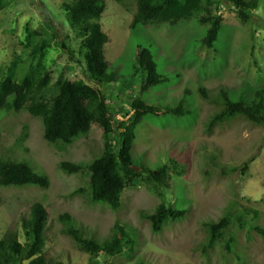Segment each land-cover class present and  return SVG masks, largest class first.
<instances>
[{
	"label": "rangeland",
	"instance_id": "rangeland-1",
	"mask_svg": "<svg viewBox=\"0 0 264 264\" xmlns=\"http://www.w3.org/2000/svg\"><path fill=\"white\" fill-rule=\"evenodd\" d=\"M3 1L1 70L16 63L15 78L20 81L26 74L35 72L36 76L37 71L45 69L51 78L44 89L46 98L55 94L58 83L65 79L91 82L81 54L82 37L71 27L63 7L73 0ZM105 2L99 22L109 37L105 57L116 82L104 88L116 105V119H127L120 108L129 109L127 103L136 97L163 108H174L183 101L190 109L180 116L163 111L146 114L136 130L131 156L137 170L142 165L153 169L168 165V185L162 187L139 178L127 185L119 208L92 203L90 174H66L59 163L89 161L99 154L102 128L92 123L88 138L67 147L56 146L44 140L39 117L25 110L10 113L14 102V96H10L0 111V158L26 162L47 174L50 186L0 187V238L16 232L24 242L21 219L30 217L31 205L39 202L50 213L44 252L65 264H138L140 259L147 264H264V236L253 228L257 223L264 227V126L235 116L228 127H217L208 135L206 121L221 104L205 100L199 93L200 86L212 94L224 86L232 99L250 98L253 89L264 87V0L246 22L241 21L230 0H202L204 5L212 2V9L222 17L215 48L203 44L207 24L198 23L196 18L176 26L163 23L131 29L136 0ZM42 41H48L49 47L38 65L40 53L33 57L31 52ZM143 48L151 51L165 80L142 93L147 72L140 68L138 52ZM42 75L44 72L37 76ZM25 126L29 133L26 140L20 138L21 133H27ZM245 163L249 165L245 167ZM81 187L84 191L75 193ZM159 204L187 209V214L166 221L162 231L155 233L140 210L153 212ZM250 209H259L260 215L255 216ZM64 212L99 242L121 223L136 242L135 253L125 248L122 254L92 258L62 232L64 224L59 215ZM226 216H230L229 229L213 249L204 252L207 224ZM232 233L238 255L226 250Z\"/></svg>",
	"mask_w": 264,
	"mask_h": 264
},
{
	"label": "trees",
	"instance_id": "trees-1",
	"mask_svg": "<svg viewBox=\"0 0 264 264\" xmlns=\"http://www.w3.org/2000/svg\"><path fill=\"white\" fill-rule=\"evenodd\" d=\"M230 1L242 22L248 21L254 15V10L258 9L260 2V0ZM136 5L137 10L130 23L131 29H136L140 25L163 23L176 26L182 21L187 22L196 18L198 23L207 24L203 44L207 48H215L222 29V17L212 9V2L204 5L202 0H136ZM63 7L68 12L71 27L82 37L81 54L86 64V75L96 85L83 79L73 81L65 79L58 83L57 92L46 98L44 89L51 81L50 74L43 69L37 71V75L44 72L42 76H35V72H31L20 81H16V63H14L5 71L0 69V111L6 105L8 98L14 96L10 113L25 110L31 116L39 117L43 124L44 140L59 147H67L79 139L88 138L92 123L98 124L103 130L99 141L101 152L95 154L89 161L62 160L59 168L66 174L88 172L90 201L97 204L104 203L112 209H117L123 203L122 194L127 185L139 178L148 179L162 187L168 185L166 180L169 177L168 165L158 169L142 165L140 171L135 168L131 151L137 138V127L143 117L149 113L162 111L180 116L190 113V109L183 101L174 108H163L148 104L142 98L136 97L127 103L129 109L120 108L127 119L117 120L114 112L116 105L113 106L104 88L108 85L113 86L116 82L114 73L109 71L105 57V46L109 37L99 22L106 10V2L105 0H73L64 3ZM4 8V1L0 0V11ZM48 44V41H42L31 52L33 57L40 53L38 65L44 57L45 49L49 47ZM62 46L67 48L64 43ZM138 60L140 68L147 72L146 80L141 86L142 93L165 80L163 74L158 72L157 63L148 48L138 52ZM199 93L203 99L221 104L220 109L215 110L206 121L204 130L208 135L213 134L217 127H228L235 116H242L255 125L264 126V87L253 89L250 98L241 96L232 99L230 90L224 86H221L216 94H212L207 87L200 86ZM24 128H27V133H21L20 138L26 140L29 137L28 127ZM248 165L245 163V167ZM26 185L47 188L50 186V178L47 174L32 169L24 161L0 158V187ZM83 191L84 188L81 187L75 190V193ZM30 210V217L21 219L24 242L16 232L0 238V264H65L48 257L44 252L49 210L39 202L33 203ZM250 211L255 216L260 215L259 209H250ZM140 213L150 220L153 232L158 233L162 231L166 221L184 218L187 209L159 204L153 212L141 209ZM59 220L64 224L62 232L68 235L81 251L90 254L94 259L101 254L112 256L122 254L125 248L135 253L136 242L125 231L126 226L119 222L112 227L109 237L99 242L88 236L83 229H79L70 213L60 214ZM240 222H243V219L240 218ZM230 224V216L207 224L209 235L207 244L203 245L204 252L216 246ZM253 228L259 235L264 236V227L260 223L253 225ZM247 235L248 237L252 235L250 229ZM235 241L236 236L232 233L226 250L228 253L238 255L237 248L233 246ZM95 263L97 261L92 262ZM138 264L147 263L140 259Z\"/></svg>",
	"mask_w": 264,
	"mask_h": 264
},
{
	"label": "water",
	"instance_id": "water-1",
	"mask_svg": "<svg viewBox=\"0 0 264 264\" xmlns=\"http://www.w3.org/2000/svg\"><path fill=\"white\" fill-rule=\"evenodd\" d=\"M136 169L138 168V167H135Z\"/></svg>",
	"mask_w": 264,
	"mask_h": 264
}]
</instances>
